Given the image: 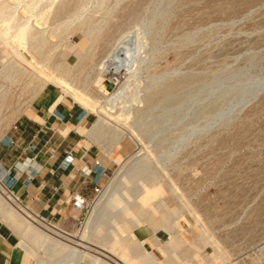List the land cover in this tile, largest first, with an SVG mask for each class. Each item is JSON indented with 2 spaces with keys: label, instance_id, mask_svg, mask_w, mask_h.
<instances>
[{
  "label": "rangeland",
  "instance_id": "obj_1",
  "mask_svg": "<svg viewBox=\"0 0 264 264\" xmlns=\"http://www.w3.org/2000/svg\"><path fill=\"white\" fill-rule=\"evenodd\" d=\"M22 25L28 50L19 56L11 37ZM0 27V139L34 118L44 122L31 167L46 158L58 163L31 205L75 235L79 256L148 264L137 256L147 251L156 260L149 264H264V0H0ZM120 49L136 59L121 86L131 110L119 115L138 150L105 117L98 135L89 133L99 118L92 99L107 91L102 61ZM45 68L86 94L64 92ZM151 183L154 194H144ZM99 184L106 194L95 199ZM4 189L0 233L19 259L62 264L72 248L34 237L20 223L24 206ZM73 191L91 200L88 219L105 200L85 240L78 238L86 224L68 199ZM140 210L147 213L124 230Z\"/></svg>",
  "mask_w": 264,
  "mask_h": 264
},
{
  "label": "built area",
  "instance_id": "obj_2",
  "mask_svg": "<svg viewBox=\"0 0 264 264\" xmlns=\"http://www.w3.org/2000/svg\"><path fill=\"white\" fill-rule=\"evenodd\" d=\"M122 49L118 50L113 58H109V60L106 61L103 69L104 74V84L107 88L106 93L101 97L100 104H97V107L93 111V116L95 119L102 116L105 117V120L108 121L110 126L115 129L116 131L124 134V136H128L133 142H134V150H138L139 148V142L135 140L133 137V132H131L125 122H123L121 114L119 113L120 108L122 107H129L127 105V102L130 101L131 97H129L126 93L123 97H120L118 99L110 100L112 98V94L117 92L121 85L125 83L127 80V77L129 75V65L125 64L123 57L121 56ZM120 117V118H119ZM121 120V121H120ZM16 129H19L20 126H15ZM10 142L12 144L15 143L13 139H10ZM141 146V145H140ZM51 151V157L55 156L54 150ZM35 155H30V162H35L36 160ZM99 163V161L97 160ZM25 175L28 177L29 180H32L33 177L28 173L27 171L24 172ZM11 171L10 169L7 170V177L8 179H5L3 176L0 177V179L3 180L4 186L6 187V191L10 194L12 193L15 195L13 190V183L21 178V176L18 173H15V176H10ZM103 186L101 184L96 185L94 187V198H98L99 196L103 195ZM18 203L28 208L34 215H37V219L42 224V227L52 234L53 236H56L60 238L64 243L68 244L69 247L75 246L74 239L76 238L75 235L69 231H66L57 225L53 224L50 220L47 218L41 216L39 212H37L33 207L32 203L37 199L36 194H31L29 190L25 193L23 196H17ZM69 201L72 205V208L78 212V221L79 224L82 226L83 224H86L88 220V216L90 214L91 209V200L86 196L84 193L79 191H73L69 194ZM36 219V220H37ZM35 220V219H34ZM42 221L44 223H42ZM79 246V245H78ZM80 247V246H79ZM82 248V247H81ZM76 264H91V261L88 258H82V256H79L76 258Z\"/></svg>",
  "mask_w": 264,
  "mask_h": 264
},
{
  "label": "bare ground",
  "instance_id": "obj_3",
  "mask_svg": "<svg viewBox=\"0 0 264 264\" xmlns=\"http://www.w3.org/2000/svg\"><path fill=\"white\" fill-rule=\"evenodd\" d=\"M39 1V0H38ZM53 1V0H52ZM36 6V5H35ZM34 6V7H35ZM30 14V13H29ZM29 22V21H28ZM25 24V23H24ZM23 24V25H24ZM28 24V23H27ZM22 25V26H23ZM7 27H9V26H7ZM1 28V27H0ZM4 29H5V31H4V35L6 34V36H8L7 34L9 33V30L10 29H8V28H5V26H4ZM19 30V29H18ZM26 26H23V27H21L20 26V31L18 32V35H16L15 33H13V34H15V36H13L12 35V37H11V39H8V40H11V42L13 43L14 41H17L16 42V45H11V47H12V49L14 50V52L16 53V54H18L19 56H22L21 55V52H20V50H18L19 48L20 49H27L26 47H25V45L23 44L24 42H23V40H22V36H24L25 35V33H26ZM30 30V29H29ZM16 31V30H15ZM14 31V32H15ZM17 33V32H16ZM3 35V33H1L0 32V36L1 37H3L2 36ZM31 35V34H30ZM29 36V35H28ZM26 37V36H25ZM8 42V41H7ZM27 42V41H26ZM14 44V43H13ZM28 50V49H27ZM125 54L124 55H126V56H124V60H125V64H128L129 65V70L131 71V72H135L134 71V69L136 68H134V63H136L135 61H136V59H134L133 57H132V55H131V52L129 51H127V50H125ZM27 53V52H26ZM111 55V54H110ZM110 55H107V57L102 61V67L104 66V64L106 63V61L107 60H109V57H110ZM25 60V59H24ZM45 63V62H44ZM43 66V65H42ZM101 65H99V67H100ZM44 69V68H43ZM46 69V68H45ZM46 70H48V69H46ZM50 73H51V75L53 74V77L51 78V81L53 82V83H55L56 85H58V86H60L63 90H64V92H66V93H68V94H73L75 97H80V96H84V94H86L85 92H86V90L83 88L82 90H78V89H76V88H74L71 84H69L67 81H65L64 79H62V78H60L59 76H57L56 74H54L53 72H51L50 70H48ZM47 72V71H46ZM46 72H44L45 73V75H48ZM101 73H103V72H101ZM84 85V84H83ZM122 86V85H121ZM97 87V86H96ZM124 88L125 87H121V89H119L117 92H115L113 95H112V98L110 99V100H114V99H118V98H120V97H122L123 96V92H124ZM100 91V90H99ZM125 94V93H124ZM63 96V95H62ZM83 99V98H82ZM93 100V103H94V106H92L91 105V108H93L94 110H95V108L97 107V104H100V100L99 99H96V98H93L92 99ZM59 101V100H58ZM90 102V101H89ZM126 108V107H125ZM130 108V107H129ZM128 108V109H129ZM124 110H126V109H124ZM129 110H131V108L129 109ZM122 114V113H121ZM124 114V113H123ZM126 114V113H125ZM124 114V115H125ZM129 114H130V112H129ZM129 117V116H128ZM103 119L101 118V117H99L98 119H97V121L92 125V127L89 129V133H90V135L92 136V137H96L97 135H98V133L100 132V130H101V128L103 127ZM119 138V137H118ZM77 148V147H76ZM79 149V148H78ZM80 153V152H79ZM78 153V154H79ZM77 154V153H76ZM117 183H115V186H117L118 184H120V182H121V179L119 180V181H116ZM3 184V185H2ZM0 186L4 189H6V187L4 186V183L3 182H1V184H0ZM156 186H158V185H156ZM156 186L154 185V183H151L149 186H147V187H144L143 189H142V192L144 193V194H146V193H151V192H153V194H154V192H155V189H156ZM158 188V187H157ZM4 189V190H5ZM7 190V189H6ZM112 192V191H111ZM115 193V192H114ZM12 194V193H11ZM106 193H104L103 195H105ZM152 194V195H153ZM13 195V194H12ZM151 195V194H150ZM112 196V195H111ZM147 198V197H146ZM146 198H144L143 197V199H142V206L144 207V209L145 208H147L148 206H149V200L148 199H146ZM150 198V197H149ZM12 199L14 200V201H16L17 200V198L15 197V195H13V197H12ZM2 199H0V201H1ZM115 200V199H114ZM103 201H105L104 199H102V197L100 198V199H98V201L94 204V208H93V212L91 213V215H90V217H89V219H88V221H87V223H86V225H85V228H84V233L81 235V237L80 238H78L79 240H85L87 237H88V234H90V232H92L93 231V229L95 228V225L97 224V216H99V214H100V211H101V208L103 207V205L105 204ZM106 201H108V200H106ZM110 201V200H109ZM2 202V201H1ZM9 202V201H8ZM112 202H114V201H112ZM152 202V201H151ZM12 205V204H11ZM115 205H117L116 203H115ZM0 207H1V205H0ZM2 208V207H1ZM119 208V207H118ZM8 209V208H7ZM17 209V208H16ZM15 209V210H16ZM6 211V210H5ZM126 211V210H125ZM18 213H20L18 216H20V215H22L23 216V218L20 220V223H21V225H23L26 229H30V232H31V234H33V236L34 237H37V238H39V241L41 242V241H48L50 244H53V245H55V244H65V245H68V244H66V243H64L62 240H59V238H57L56 236H53L52 234L50 235L48 232H44V231H41V230H39L38 229V227L37 226H34L33 225V220L34 219H36V217H37V215H34L28 208H26L25 206H24V209H23V213L22 212H20V211H17ZM16 212V213H17ZM17 213V214H18ZM145 213H147L146 212V210H140V211H138V213H136V214H134V215H132V221L131 222H129L128 223V225L127 226H125L124 224L125 223H123V228H124V230H128L129 228H131V226L133 225V222H135V221H139V220H141V216L143 217L144 215H145ZM6 216V215H5ZM8 218H10L12 215H11V210H9V212H8ZM21 216V217H22ZM161 216H162V214H161ZM160 216V217H161ZM115 217H117V215H115ZM148 218H150V215H149V217ZM161 218H163V217H161ZM164 219V218H163ZM165 224H167V222H165V221H163ZM86 234V235H85ZM80 235V234H79ZM127 238V237H126ZM172 238V237H171ZM77 240V239H76ZM135 241V240H134ZM80 244V242H76V245H79ZM104 244L107 246L108 245V241H105L104 242ZM72 249L69 251V253L65 256V258H63V259H65L64 260V262L62 263V264H71V263H76V258H78L79 257V254H80V252H79V247L77 248V246H72L71 247ZM138 248H139V241L138 242H135V244L133 245V246H131V249L133 250V252H137L138 251ZM179 249V248H178ZM87 250V249H86ZM86 250H84V251H86ZM175 249L173 248V247H170L169 248V254L172 256L174 253H175V251H174ZM104 252H106L105 251V249H104ZM104 252H102L101 254L103 255V256H106V257H108V255L106 254V253H104ZM147 252V251H146ZM146 252H141L140 254L138 253V257L141 259V260H143L144 262H147L148 264L149 263H151V262H156V260H155V258H153L151 255H150V253H146ZM82 254H85V253H82ZM77 255H78V257H77ZM93 256V255H92ZM134 257H131V259L130 260H132ZM184 258V257H183ZM120 261H121V259H120ZM104 262H106V264H112L111 262H109V261H104ZM113 262V261H112ZM169 262H172V260L170 259V261ZM142 263V262H141ZM57 264H61V263H57ZM114 264H118V263H114ZM122 264H126L125 262H123V260H122ZM161 264V263H160Z\"/></svg>",
  "mask_w": 264,
  "mask_h": 264
},
{
  "label": "crops",
  "instance_id": "obj_4",
  "mask_svg": "<svg viewBox=\"0 0 264 264\" xmlns=\"http://www.w3.org/2000/svg\"><path fill=\"white\" fill-rule=\"evenodd\" d=\"M52 100L53 99L50 98L43 103V106L41 107L46 110ZM43 123L42 120L34 118L32 121L21 124L19 131H16L11 138L15 141L14 144H12L9 139H0V173L5 179H8L7 170L10 169V176H15V173H18L21 176V180L16 182L13 189L14 191H18L19 195L25 194L27 190H29L31 194H39L40 192L37 191L48 185L50 180L49 175L50 173H54L55 169L52 168V166H57L56 164L58 162L55 160L56 157L54 159H43L42 161L44 165L42 164L41 167H31L33 162H30V155H34L31 152L33 139L40 133ZM8 128L9 127H7L6 130ZM6 130L4 132H6ZM85 149L86 145L84 144L82 149L78 152H82ZM25 171L30 173L33 177L32 180H29L27 186L24 185L22 181L23 178L28 179L24 173ZM18 253V249H15L9 236L0 233V264H23L22 260L19 259L20 256H17Z\"/></svg>",
  "mask_w": 264,
  "mask_h": 264
}]
</instances>
